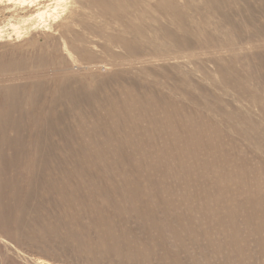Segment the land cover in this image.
<instances>
[{"label": "rangeland", "instance_id": "374dc122", "mask_svg": "<svg viewBox=\"0 0 264 264\" xmlns=\"http://www.w3.org/2000/svg\"><path fill=\"white\" fill-rule=\"evenodd\" d=\"M82 3L0 0V264H264V39L236 37L264 0L195 17L215 48L69 76ZM127 91L152 108L128 117Z\"/></svg>", "mask_w": 264, "mask_h": 264}, {"label": "bare ground", "instance_id": "6f19581e", "mask_svg": "<svg viewBox=\"0 0 264 264\" xmlns=\"http://www.w3.org/2000/svg\"><path fill=\"white\" fill-rule=\"evenodd\" d=\"M6 1L9 3L14 2V4L16 3L21 7H32L39 0ZM239 1L243 2L245 10L251 13L249 0H81L83 2L81 6L85 11L87 9L88 12H77L74 17H79V19L75 17L77 21L79 20L78 22H76V19L71 20L69 24L61 26V29H59L61 36L66 35V33L73 35L65 40L64 49L70 57L71 55L77 57H74L76 60L71 61L72 64L66 68V72L70 73L69 76L73 74L78 76L89 75V73L95 74L96 68H102L99 64L101 63L100 59L104 56H120L114 51L115 49L124 52L128 67H132L133 64L143 65L146 61L178 59V56L191 55L200 48H215L216 40L212 34H203V31L194 29L195 17L204 21L201 26L197 25L199 28L210 25L208 18L220 17L217 19L227 22L229 21L227 8ZM194 10L202 13L200 18L198 14L193 12ZM33 14L35 17L42 19L48 14V11L44 8L35 11ZM92 22H96V25H93ZM248 24L251 30L246 32L238 30L236 32L238 39L247 41H257L254 40L257 38L264 39V30L262 26L255 24L252 15L248 17ZM74 25H78L81 32H74ZM63 27L65 28L62 29ZM222 36L226 39L229 38V35L225 33H222ZM100 40L101 43H96ZM90 46H92V49H89ZM7 91V94L11 97H16L18 94L17 90L13 88H9ZM126 95L131 97L132 102L129 103L123 97L121 106L123 107V113L127 114L128 117H132V110L134 109H142V112H146L152 108L149 104L152 97H145V102H142L139 98L130 95L129 91L126 92ZM0 98H2V95ZM10 108L13 110L11 112H15L18 107L14 102L11 103ZM119 108V106L112 104L108 112L114 117L117 114L116 112L121 114ZM9 113L0 111V128L7 123L14 125L15 128L20 124V122L8 120ZM163 122L168 123L169 119L165 116ZM37 260V264H52Z\"/></svg>", "mask_w": 264, "mask_h": 264}]
</instances>
